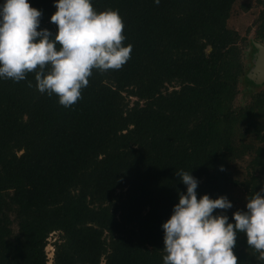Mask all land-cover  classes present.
<instances>
[{
  "label": "trees",
  "instance_id": "trees-1",
  "mask_svg": "<svg viewBox=\"0 0 264 264\" xmlns=\"http://www.w3.org/2000/svg\"><path fill=\"white\" fill-rule=\"evenodd\" d=\"M237 1L91 0L118 12L132 50L120 69H93L67 108L37 90L35 72L0 79V264H49L54 233L53 264H164L161 225L186 192L177 170L198 180V199L264 188V147L253 148L264 88L234 105L247 42L228 27ZM28 2L55 34L53 0ZM253 153L238 181L232 165ZM219 212L231 222L235 211ZM233 251L237 264H264L243 233Z\"/></svg>",
  "mask_w": 264,
  "mask_h": 264
},
{
  "label": "clouds",
  "instance_id": "clouds-1",
  "mask_svg": "<svg viewBox=\"0 0 264 264\" xmlns=\"http://www.w3.org/2000/svg\"><path fill=\"white\" fill-rule=\"evenodd\" d=\"M53 4L55 34L40 28L42 12L28 0H0V79L19 82L35 72L37 90L55 94L67 108L81 98L93 69H120L132 46L122 44L124 25L116 10L98 12L91 0ZM176 175L186 192L178 193V203L161 225L164 264H237L238 233L264 257V188L247 199L245 210L233 212L230 222L223 212L214 214L233 207L227 196L198 199V180L191 172L177 170Z\"/></svg>",
  "mask_w": 264,
  "mask_h": 264
},
{
  "label": "rangeland",
  "instance_id": "rangeland-1",
  "mask_svg": "<svg viewBox=\"0 0 264 264\" xmlns=\"http://www.w3.org/2000/svg\"><path fill=\"white\" fill-rule=\"evenodd\" d=\"M264 14V0H238L232 8L231 16L228 20V27L237 31L241 38H246V45L243 48L242 60L245 65V75L239 83L240 92L234 102L235 107L245 105L251 99L252 95L264 88V83L258 82L254 76V70L258 63V49L255 42L264 44V41L256 40V29L260 23V18ZM254 139L252 136L248 137L246 143L249 144ZM264 147V143L254 141L253 148L258 149ZM257 154H247L244 158L236 160L232 165V173L235 179L245 182L249 178V164L252 162ZM247 202L246 191L242 187H234L232 190L233 210H244ZM59 238L58 233H54L49 238V244L46 248V253L49 258L53 259L54 246L53 243Z\"/></svg>",
  "mask_w": 264,
  "mask_h": 264
},
{
  "label": "water",
  "instance_id": "water-1",
  "mask_svg": "<svg viewBox=\"0 0 264 264\" xmlns=\"http://www.w3.org/2000/svg\"><path fill=\"white\" fill-rule=\"evenodd\" d=\"M256 48L258 49V63L257 67L254 70V76L258 82L264 83V44L260 42L254 43Z\"/></svg>",
  "mask_w": 264,
  "mask_h": 264
},
{
  "label": "built area",
  "instance_id": "built-area-1",
  "mask_svg": "<svg viewBox=\"0 0 264 264\" xmlns=\"http://www.w3.org/2000/svg\"><path fill=\"white\" fill-rule=\"evenodd\" d=\"M49 264H53V260L50 258Z\"/></svg>",
  "mask_w": 264,
  "mask_h": 264
}]
</instances>
